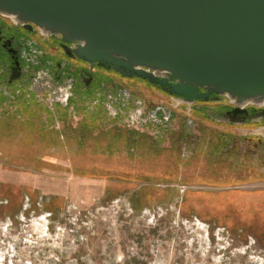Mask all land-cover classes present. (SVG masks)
Returning <instances> with one entry per match:
<instances>
[{"label":"rangeland","instance_id":"1","mask_svg":"<svg viewBox=\"0 0 264 264\" xmlns=\"http://www.w3.org/2000/svg\"><path fill=\"white\" fill-rule=\"evenodd\" d=\"M113 72H95L105 102ZM122 77L143 104L125 119L0 104V264H264V116L224 126L180 107L149 127L134 111L174 95Z\"/></svg>","mask_w":264,"mask_h":264},{"label":"water","instance_id":"2","mask_svg":"<svg viewBox=\"0 0 264 264\" xmlns=\"http://www.w3.org/2000/svg\"><path fill=\"white\" fill-rule=\"evenodd\" d=\"M0 14L80 43L88 63L170 86L189 109L215 94L234 104L231 124L263 117L239 121L245 102L264 101V0H0Z\"/></svg>","mask_w":264,"mask_h":264},{"label":"flooded vegetation","instance_id":"3","mask_svg":"<svg viewBox=\"0 0 264 264\" xmlns=\"http://www.w3.org/2000/svg\"><path fill=\"white\" fill-rule=\"evenodd\" d=\"M79 45L78 42L65 41L60 35L46 34L34 24L20 23L9 16L0 14V104L5 100L14 99L17 100L15 103L21 104L19 107L31 108L28 115L33 116L34 113L45 108L47 112H52L53 119L57 118L56 112L60 113V110L65 112L69 108L72 114L83 110V121L88 125L93 123L91 119L96 120L95 117L99 119L103 114L108 113L115 114L113 117L109 115L110 119H125V116L129 115L127 113L130 112V108L142 107V102L134 106L130 103L126 104L130 93L126 92L125 87H131L127 83V86L123 85L120 80L124 78L115 74L113 68H109L108 65L88 63L78 58L75 50ZM100 69L113 72L117 79L113 88L116 98L110 102L102 101L97 97L106 94V90L111 91L108 87L112 86L95 83V72ZM144 81L147 82V80ZM154 85L163 90H170V86ZM199 92L205 91L199 89ZM31 94L41 98L30 100L27 97ZM171 97L176 106L173 108L187 107L182 103L183 98L175 95ZM209 103H213V106ZM234 109L235 106L229 99L215 94H211L208 101L196 100L191 106L194 114L200 113L206 121L224 126H230L223 122L231 118L229 113ZM244 109L246 113L241 115L239 121L264 116V108L248 104ZM134 112H136L134 117L149 127L151 125L158 128L167 127L173 119L172 108L168 106H155L146 114L140 113L139 109ZM192 119L186 118L183 123L186 130L196 127L197 123ZM110 128L114 126L111 125Z\"/></svg>","mask_w":264,"mask_h":264},{"label":"bare ground","instance_id":"4","mask_svg":"<svg viewBox=\"0 0 264 264\" xmlns=\"http://www.w3.org/2000/svg\"><path fill=\"white\" fill-rule=\"evenodd\" d=\"M12 19L15 20V18L11 17ZM248 104H251V102H245V104L243 105L244 107H246ZM257 107H261V108H264V101L261 103H258L257 105H255Z\"/></svg>","mask_w":264,"mask_h":264},{"label":"crops","instance_id":"5","mask_svg":"<svg viewBox=\"0 0 264 264\" xmlns=\"http://www.w3.org/2000/svg\"><path fill=\"white\" fill-rule=\"evenodd\" d=\"M174 104V103H173ZM173 107H176L175 105H173L171 108H172V111H173V113H174V111H176L177 109H173ZM137 139H139L140 138V136L139 135H137V136H135ZM156 149V148H155ZM157 150H159V148H157ZM152 154H156V151L154 152V151H151V155ZM156 178V177H155Z\"/></svg>","mask_w":264,"mask_h":264}]
</instances>
